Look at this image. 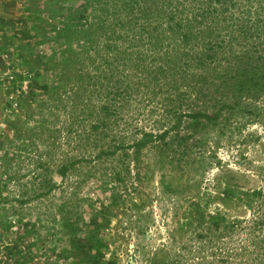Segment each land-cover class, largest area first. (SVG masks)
Returning a JSON list of instances; mask_svg holds the SVG:
<instances>
[{
    "label": "trees",
    "instance_id": "trees-1",
    "mask_svg": "<svg viewBox=\"0 0 264 264\" xmlns=\"http://www.w3.org/2000/svg\"><path fill=\"white\" fill-rule=\"evenodd\" d=\"M39 1L26 0L25 11L40 21L49 50L35 53L28 21L12 48L4 46L13 54L16 42H25L19 49L27 50V73L2 81L0 240L9 231L12 241L0 264H104L111 245L105 230L123 189L140 182L145 150L157 148L161 163L152 171L166 174L181 160L190 163L188 143L197 133L199 146L210 130L237 142L248 124L264 128V0H41L42 8ZM7 22L0 17V34ZM146 103L163 112L151 111V126L134 121ZM36 149L32 186L11 193V163ZM249 163L245 182L223 175L216 192L164 182L190 201L172 234L191 231L194 264H264V159ZM92 181L109 195L81 196ZM51 198L57 244L46 249L45 262H35L38 254L21 248L33 232L24 213ZM215 198L245 211L209 210ZM172 255L167 264H187Z\"/></svg>",
    "mask_w": 264,
    "mask_h": 264
},
{
    "label": "rangeland",
    "instance_id": "rangeland-1",
    "mask_svg": "<svg viewBox=\"0 0 264 264\" xmlns=\"http://www.w3.org/2000/svg\"><path fill=\"white\" fill-rule=\"evenodd\" d=\"M25 4L26 0H0V17L9 21L5 24V34H0L2 37L0 38V121H2L5 100L8 98L7 88L2 81H5L12 74L22 73L26 75L27 73L24 60L27 50L26 48L23 51L19 49V44L25 42L17 41V48L13 54L5 51V44H8L9 49L11 43L22 36L21 28H23L25 21H28V29L34 35L31 45L33 49L35 48V53H44V50H49L46 43H41L40 21L29 18L30 15L25 11ZM39 5L40 8L43 7L41 0ZM5 37H7L6 41H4ZM29 80H24L23 90H26V84ZM143 105L146 107L143 109L139 106L141 109L134 121L140 118L147 126H151L153 124L151 111L156 110L158 115L163 114V112H158L157 109L160 107L155 106L154 103ZM261 134H264V128L260 123L248 124L242 135L239 136L240 141L237 142L229 139L228 133L219 136L210 130L205 134L204 141L198 146L195 144L196 138L202 137V135L197 133L195 138H192L188 143L190 155L187 157L190 163L185 164L181 160L183 165L180 169L177 166H170L168 163L170 167L167 168L166 174L162 171H152V168L161 163V154L157 148L151 147L145 150L141 163V180L138 183L136 180H132L134 183H128V188L123 189L124 200L120 207L113 209L111 225L109 229L105 230L111 245L106 259L107 263L104 264H109V260L115 261L116 264H167L170 254H177L184 258L183 261L187 264H194L193 258L195 257V250L198 248V242L196 240L191 242L193 236L191 231L172 234L173 230L178 228L184 220V214L190 205V201L167 192L164 182H174L176 185L185 187L192 184L200 187L202 191L213 192L220 190L222 187L220 181L224 180L226 176H230L231 180L236 179L245 182V177L241 174L248 168L249 159H264V138H261ZM40 153L39 149L30 153L24 151L17 156L18 160L15 159L11 163L10 169L15 176L8 182V190L11 193L19 194L32 186L31 180L38 172L36 162L39 157L36 154ZM223 175L225 178L222 177ZM99 185V181H92L83 186L80 191L81 196L90 194L93 198L107 197L110 192L102 193V188ZM56 200H52V198L47 201L44 200L43 205L33 201L25 210L24 217L28 220L33 219L29 225L33 232L26 236V241L21 248L23 250L30 248L33 254H38L39 260H35V262H45L46 249H54L57 244L56 239L53 241L54 236L51 232L54 226L58 230L60 226L58 222L54 221L49 211L52 202ZM91 202L89 199L84 204L85 216L88 221L90 220ZM208 207L209 210H216V207H220L229 214H243L245 211V209L234 207L232 204L224 206L219 203L217 198L211 201ZM20 228L22 226L18 228L22 232L23 230ZM1 240L0 257L7 259V253L2 252V250L3 246L12 241L10 232L4 233V243ZM182 243L187 244L188 251L181 248ZM67 245V241L65 244L62 243L63 248H66Z\"/></svg>",
    "mask_w": 264,
    "mask_h": 264
}]
</instances>
